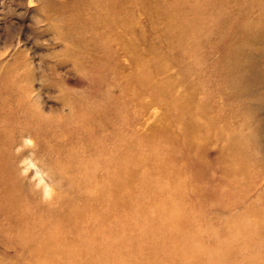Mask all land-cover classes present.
<instances>
[{"label": "rangeland", "instance_id": "374dc122", "mask_svg": "<svg viewBox=\"0 0 264 264\" xmlns=\"http://www.w3.org/2000/svg\"><path fill=\"white\" fill-rule=\"evenodd\" d=\"M155 5L134 11V19L124 18L128 22L132 17L127 24L136 28L130 30L133 34L125 31L129 45L137 49L130 59L128 51L113 45L101 49L99 56L91 54L90 45H82L76 34L67 31L60 14L74 7L82 13L88 6L83 0L76 6L74 0H0V134L11 141L9 167L22 190L39 200L65 194L54 160L69 149L95 156L99 147L92 140L110 146L113 134L125 133L135 124L131 114L133 122L120 123L116 110L121 83L140 71L159 80V104H150L145 95L138 102L153 106L139 115L145 133L162 125L163 117L169 118L167 111L175 105L167 93L186 100H195L194 94L217 121L209 134H219L221 140L194 158L182 150L180 163L197 191L224 195L219 206L229 211H220L209 230L224 226L234 230L245 224L252 228L256 223V235L264 245V0H158ZM89 36L86 31L80 38ZM184 84L187 88L181 87ZM84 120L92 129L79 126ZM172 122L167 125L176 130L179 125ZM49 146L55 147L53 154ZM220 148L222 153H216ZM199 159L207 164L201 165ZM220 180L222 185L217 184ZM227 238L231 239L220 237ZM14 254V249L7 252L0 246V264L14 260ZM256 259L263 262L264 255Z\"/></svg>", "mask_w": 264, "mask_h": 264}, {"label": "bare ground", "instance_id": "6f19581e", "mask_svg": "<svg viewBox=\"0 0 264 264\" xmlns=\"http://www.w3.org/2000/svg\"><path fill=\"white\" fill-rule=\"evenodd\" d=\"M80 1L74 0L75 6ZM157 1L83 0L88 4L85 11L79 13L74 7L70 12L61 13L60 19L68 32L76 34L79 43L92 47V51L87 48L84 52L89 50V53L97 54L113 45L128 51L131 59L137 49L129 45L125 31L132 33L136 28H130L132 24L127 23L134 11L146 6L156 8ZM126 15H132L128 22L124 20ZM86 31L90 36L81 39V34ZM91 54L88 55L92 57ZM96 57L94 59H98ZM179 78L176 79L180 81ZM157 81L139 71L121 83L122 96L116 110L122 117L120 123L133 122L128 116L131 114L135 124L125 133L113 134L110 146L96 142L92 137L99 147L95 156L85 155L82 149H69L61 159H55L54 172L64 181L62 186L67 190L48 200H39L22 190L21 182L7 160L11 141L6 134H0V246L7 252L15 250L14 260H3L2 264H264V260L256 259L264 255V245L256 235V223L253 224L255 228L245 224L234 230L225 226L218 231L209 230L220 211H229L219 206L224 195L220 191L216 194L197 191L192 176L190 178L181 169L182 150L187 151V157L194 158L198 154L201 156L207 145H216L221 140L219 134H209L217 121L208 116L207 108L202 107L197 96L193 94L195 100L191 96L192 100L187 98L188 102L181 97L185 100L183 103L178 95L167 93L165 96L175 106L167 111L168 119L160 117L166 124L158 123L146 133L142 131L139 115L146 114L148 106L152 105L138 102L143 101L145 95L152 101L150 104H159ZM204 98L201 95V99ZM171 122L174 126L179 125L176 130L167 125ZM90 124L84 120L79 126L83 130L92 129ZM53 149L56 151L55 147L49 146L51 154ZM216 153L221 154L222 149ZM199 160L201 165L207 164ZM200 181L203 183L204 180L201 178ZM223 183L220 180L217 184ZM222 236L231 239L222 241Z\"/></svg>", "mask_w": 264, "mask_h": 264}]
</instances>
